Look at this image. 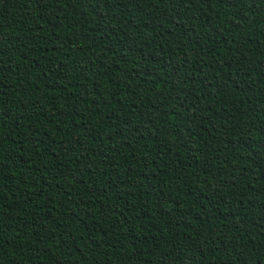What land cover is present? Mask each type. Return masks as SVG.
<instances>
[{
	"label": "trees",
	"instance_id": "1",
	"mask_svg": "<svg viewBox=\"0 0 264 264\" xmlns=\"http://www.w3.org/2000/svg\"><path fill=\"white\" fill-rule=\"evenodd\" d=\"M0 264H264V0H0Z\"/></svg>",
	"mask_w": 264,
	"mask_h": 264
}]
</instances>
